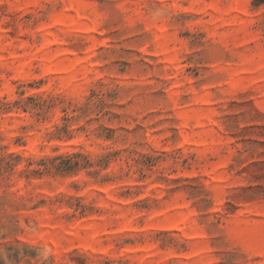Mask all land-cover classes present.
<instances>
[{"label":"rangeland","instance_id":"obj_1","mask_svg":"<svg viewBox=\"0 0 264 264\" xmlns=\"http://www.w3.org/2000/svg\"><path fill=\"white\" fill-rule=\"evenodd\" d=\"M0 264H264V0H0Z\"/></svg>","mask_w":264,"mask_h":264},{"label":"trees","instance_id":"obj_2","mask_svg":"<svg viewBox=\"0 0 264 264\" xmlns=\"http://www.w3.org/2000/svg\"><path fill=\"white\" fill-rule=\"evenodd\" d=\"M71 164H68L69 166H66L65 168H63L64 170H66V171H70V170H72V169H74V168H76L77 166H76V164L73 162H70Z\"/></svg>","mask_w":264,"mask_h":264}]
</instances>
